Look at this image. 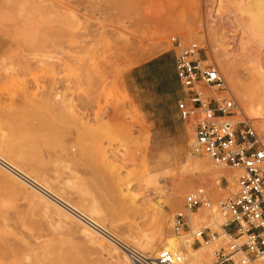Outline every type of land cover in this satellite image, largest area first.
<instances>
[{
  "label": "rangeland",
  "instance_id": "374dc122",
  "mask_svg": "<svg viewBox=\"0 0 264 264\" xmlns=\"http://www.w3.org/2000/svg\"><path fill=\"white\" fill-rule=\"evenodd\" d=\"M171 37L197 44L201 65L218 70L239 104L232 120L250 124L264 144V118L252 112L264 95V0H0V157L79 211L93 208L100 226L133 247L124 235L142 214L150 226L203 187L185 185L196 173L183 152L193 131L176 110L179 83L166 107L153 83L130 73L175 50ZM214 52L226 58L228 77ZM15 175L0 165V264H128ZM219 187L214 205L234 181L221 178ZM211 217L199 224L219 232ZM201 245L181 244L186 264H196Z\"/></svg>",
  "mask_w": 264,
  "mask_h": 264
},
{
  "label": "built area",
  "instance_id": "2783aa9c",
  "mask_svg": "<svg viewBox=\"0 0 264 264\" xmlns=\"http://www.w3.org/2000/svg\"><path fill=\"white\" fill-rule=\"evenodd\" d=\"M170 41L175 49L176 78L183 91L176 110L192 127L191 151L207 157L216 167L240 171L228 196L215 205L224 218L220 232L208 226H190L191 214L212 205L203 187L184 196L171 218V229L190 241L191 247L215 243L210 264H264L263 141L250 124L232 120L240 111L239 104L218 70L211 64L201 65L197 44L183 45L176 37ZM104 235L128 264H186L183 251L150 256Z\"/></svg>",
  "mask_w": 264,
  "mask_h": 264
},
{
  "label": "bare ground",
  "instance_id": "6f19581e",
  "mask_svg": "<svg viewBox=\"0 0 264 264\" xmlns=\"http://www.w3.org/2000/svg\"><path fill=\"white\" fill-rule=\"evenodd\" d=\"M255 51L256 50H254V52ZM214 54H215V59H216L217 63L219 64V66L223 70L225 76L228 77V75H230V73H231V69L228 66L227 62L225 61L226 58L224 59L223 58L224 56L222 57L221 53L218 54V52H217V54H216V52H214ZM231 85L233 87V90L237 94L239 101L245 107L248 106L250 104V100L247 97V95H245L243 89L238 84H236L234 82H231ZM260 88L264 92V80L261 81ZM255 102H256V105L258 106V109L256 110V112L252 111V110L251 111L256 113V114L253 113L254 115L259 116L260 118H264V95L256 98ZM248 110H250V109H248ZM261 130L264 131V125H261ZM191 138H193V135ZM183 150H184L183 152H185L187 154L188 161H189L188 163L191 166V169L193 170V172L196 173L195 180H193V178L191 177L190 180H192V181L187 180V182H185V185L187 187H189L192 183H194L193 181H196V183L199 182L203 186V188L205 189L206 194L209 197L211 203H212V201L214 202V200L217 199V196H218L219 192L221 191V189H219L221 178H226L228 183H231L239 175L240 171L235 170V169L230 170V171H226V170L221 171L220 169H224V168L216 167L211 162H210L211 163L210 164L208 162L207 158H203V157L199 158V156L194 155V153L191 151V148H190V150H187L186 147H183ZM103 162H105V161H103ZM0 165L4 166V168L8 169V171L10 170L11 173L13 172L14 174H16L18 176V178L20 177L22 179L21 181L25 180L28 183L31 182V184H33V187L35 186V188H37V191L39 190L40 192H42L45 195L48 194L47 196H49L50 199H52L53 201H55L59 205L63 206V208L66 209L67 213L73 219L82 221L84 223L83 227L86 228L89 232L95 233L98 236L103 237L104 239H106L109 242H110V240H109L108 236H105L104 234H110V236L115 237L107 229L100 226L96 222V220H94V216H96L97 213L95 212V210L93 208H89L88 210L84 211L85 213H87V215H86L85 213H83V212L79 211L78 209L74 208L73 206H71L69 203L61 200L59 197H57L55 194L50 192L44 186L38 184L33 179H30L29 177H27L25 174H23L21 171H19L17 168H15L13 165L7 163L1 157H0ZM126 196H129V195L126 194ZM171 199L172 200L168 201L167 207L174 208L176 206V203L173 200L174 198L171 197ZM205 213H208L210 216L213 215V217H211V219L213 221L211 223V226H214L215 228H218L219 230H221V225L224 223V218L217 211V208L213 203L209 209L201 208L196 213L191 214L190 219H189L190 220V226H194V227L201 226L199 223H201L205 219ZM172 216L173 215H171V213L168 215L164 212L163 209H161L160 212L158 214H156L154 222L150 226H147V221L145 219L146 216H145V214H142L141 221L135 223L132 227L127 229V231L124 235L125 239L128 240L131 244H133L137 249H139L140 251H142V252H144L150 256H156L162 251H170V252L179 251L181 244H183L184 247H190V249L192 250L190 241H185V239L182 236H178L172 231V229H171V218H172ZM214 216H216V217H214ZM145 226H147V227L144 228ZM203 226L210 227L209 225H203ZM92 237H94V236H92ZM211 246H215V243H203V245H201V247L196 252L194 251L195 254L198 256L197 257L198 260H197L196 264H210L211 263V261H210V258H211L210 257L211 256V249L210 248H211ZM113 247L119 253H121L114 245H113ZM156 249H158V250H156ZM183 254H184V258H186L185 253H183ZM110 257L112 258L111 255H110ZM117 264H122V263L119 262Z\"/></svg>",
  "mask_w": 264,
  "mask_h": 264
},
{
  "label": "crops",
  "instance_id": "0c3cea01",
  "mask_svg": "<svg viewBox=\"0 0 264 264\" xmlns=\"http://www.w3.org/2000/svg\"><path fill=\"white\" fill-rule=\"evenodd\" d=\"M175 51L170 50L131 69L130 73L135 79L142 82L153 83V91L160 97V102L169 107L174 104L171 91L178 83L175 73ZM138 106L143 108V101L134 96ZM179 100V99H178ZM177 100V101H178Z\"/></svg>",
  "mask_w": 264,
  "mask_h": 264
}]
</instances>
